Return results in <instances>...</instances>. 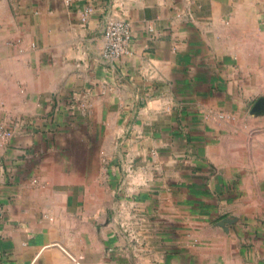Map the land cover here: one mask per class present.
Wrapping results in <instances>:
<instances>
[{
    "label": "crops",
    "instance_id": "1",
    "mask_svg": "<svg viewBox=\"0 0 264 264\" xmlns=\"http://www.w3.org/2000/svg\"><path fill=\"white\" fill-rule=\"evenodd\" d=\"M3 121L0 264H264V0H0Z\"/></svg>",
    "mask_w": 264,
    "mask_h": 264
},
{
    "label": "built area",
    "instance_id": "2",
    "mask_svg": "<svg viewBox=\"0 0 264 264\" xmlns=\"http://www.w3.org/2000/svg\"><path fill=\"white\" fill-rule=\"evenodd\" d=\"M70 1V0H66ZM86 9L83 18L90 12ZM131 34V24L125 19H114L109 21L103 30L104 54L112 59L119 58L125 54ZM14 121H3L0 123V137L7 139L13 134Z\"/></svg>",
    "mask_w": 264,
    "mask_h": 264
}]
</instances>
